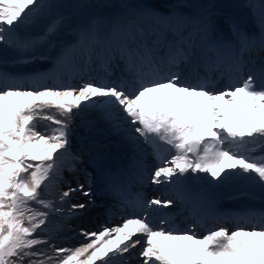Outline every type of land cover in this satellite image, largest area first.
I'll list each match as a JSON object with an SVG mask.
<instances>
[{
	"label": "snow or ice",
	"instance_id": "6c2138e0",
	"mask_svg": "<svg viewBox=\"0 0 264 264\" xmlns=\"http://www.w3.org/2000/svg\"><path fill=\"white\" fill-rule=\"evenodd\" d=\"M62 7L84 19L73 25L69 15H53ZM91 7L88 0L72 5L0 0V44L15 49L19 63L50 58L42 49L55 48V37L66 27L75 39L60 45L57 60H71L74 68L95 62L104 72L103 77L81 76L78 84H42L49 77L39 69L9 73L0 67V264H131L138 245L141 264H264V214L251 230L219 226L201 235L195 224L177 229L161 218L159 226L153 225L147 212L153 206L158 210L186 203L189 174L206 173L221 182L239 177L264 189V67L248 68L244 58L257 47L264 49V0L259 6L261 34L251 35L232 21L231 39L218 38L219 28L209 17L180 12L179 5H127L130 25L103 31L104 18L91 15ZM46 17L51 19L43 30L21 35L23 27ZM147 36L157 46L163 39L164 55L147 43ZM225 49L231 57L229 83L217 87L212 74L221 72ZM116 60L123 61L127 75L114 81L109 77ZM9 98L15 99L14 106L7 104ZM231 106H238L241 115ZM39 119L50 122L43 133ZM77 120L87 133L94 134L103 122L150 148L155 163L149 168L143 157L136 161L137 182L171 185L174 198L147 199L127 185L113 186L122 203L145 215L125 217L121 225L99 232L82 229L90 242L69 249L54 245L44 228L50 214L63 213L66 198L77 191L89 199L71 204L70 217L94 203L92 174L86 170L85 183L69 184L58 193L60 205L47 198L50 189L59 187L65 157L71 161L69 171L84 163L83 153L71 150ZM193 214L199 216L200 210L194 207ZM137 233L141 237L134 239Z\"/></svg>",
	"mask_w": 264,
	"mask_h": 264
},
{
	"label": "bare ground",
	"instance_id": "6f19581e",
	"mask_svg": "<svg viewBox=\"0 0 264 264\" xmlns=\"http://www.w3.org/2000/svg\"><path fill=\"white\" fill-rule=\"evenodd\" d=\"M71 1L72 0H53V3L60 4V5H70ZM73 1L75 3L77 2V0H73ZM90 1H92V2H90L92 7L89 9V12L94 13L95 15H98V16H103V17H105V19L110 18L112 16V13H115V6L118 3V0H90ZM143 1L160 3V4H163L166 8L170 7V6H168V4H166L168 2L165 0H143ZM235 2H237V5H235ZM260 3H261V0H233L232 4L226 5L225 7L229 12L234 13V15H235L234 22H236L238 25L242 24L243 25L242 28L246 32H248L251 35L258 37L261 34V26L259 24V6H260ZM213 4L214 5L216 4V8H215V11L211 10L208 13L210 15V19L216 23L219 30H220V28H223V27H225V28L229 27V30H231L230 25L228 23V20L230 19V17L226 16L224 13H222V10H221L222 5H220L218 2H213ZM178 9H181L185 13H192L193 15H195L199 19V15H198L199 10H193L191 8L184 7V6H181ZM201 10L203 11L204 8H201L200 11ZM70 12H71V8L62 7V8H57L53 12V15H55L57 13H64L66 15H69ZM127 12L130 13V10ZM49 19H51V17H46L44 20L40 21L38 24H36L34 26L23 27L20 30L21 35H31V34L38 33L39 31L43 30L45 23ZM77 20L78 19L76 18V23H77ZM24 32H26V34ZM74 38H75V36L72 34L70 28H66V27L61 28L60 32L55 37V41H56L57 46L55 48H49V47L45 46V48L42 49V51H44L48 57L58 55L57 53L60 52V45L64 44V43L72 42V41H74ZM150 39L154 40L152 37ZM258 49H259V47L253 49L250 53L251 54L255 53ZM0 55L6 59V64L11 65V68H13V70L15 72L21 70V69L15 68L13 65L14 63H18V53L15 51V49L8 47L7 45L0 44ZM11 55H14L15 57L13 58V57H11ZM35 62H39L41 64L44 63V62H41V60H35L31 63H27L26 65L29 67H32ZM252 64H254V68H257V69L261 68V67H264V60L259 62L258 64H255V61H253L249 65H252ZM82 77L84 79L89 78V76L87 74H83ZM26 99H28V98H26ZM238 99H239V97H237V100ZM220 103L223 104V101H220ZM7 104L9 105V107H11L13 105V98H9V100L7 101ZM231 108H232V111L234 114H235V111H237L238 116L241 115V113L239 112L238 106H231ZM55 111H56L55 108L51 109V112H55ZM262 111H264V110H262ZM78 121L79 120H77L75 122L74 131H73V134L71 137V141H72L71 150L73 152H82L83 153V159H84L83 164L87 168L91 169V174H92L91 178L94 179L93 184L97 185V180H96L97 173L94 170L95 167L93 165V161H94V158L100 156V150H95V148L92 146L89 148V145L86 141H88L90 139L92 142H94L93 139H98L100 137H104L105 135H107V137H113V136L117 135V138H112L113 140L110 141L111 144L115 143L120 148L119 153L118 154H117V152L115 153V158H117L118 155H121L122 153L126 152V149H124L122 147L121 142L119 140V138H124V135L114 133L111 130V128L108 125L104 124L103 122H100L96 127V129H98L100 132L95 130L94 134L93 133H87V132H85V130L83 128L78 127V125H79ZM37 123L39 126V130L42 133L45 132L46 130H48L47 125L50 123L49 121L44 120V119H39ZM130 127L131 126H129V129H130ZM84 138H87V140L85 141ZM131 145H132V143H131ZM144 155H147V159H148L147 164L152 166L155 162L152 161L153 158L151 160V156H152L151 155V149L146 147ZM128 156L132 159L135 157V156L133 157L130 153ZM63 162H65L67 166H70V164H71V161L67 157L64 158ZM79 166H80V164L77 165V167H79ZM65 168H66V166L62 165V169H65ZM193 175L195 176V178H192ZM103 177L107 178L108 175L104 174ZM189 177L192 178L194 181H196V183L208 185L209 190H224V192L227 194V201L225 203V206H226V209L230 212H236L239 209H246L250 212H252V210H255V209H264V189L259 187L257 184H253L249 181L240 179L239 177H233L227 181L221 182L219 180H214L213 178H211L206 173L189 174ZM199 178H202L203 179L202 181L204 183L199 182V180H198ZM186 186H187V184L185 185V187ZM171 212H172L171 215L177 216L181 213H184L185 211L184 210L177 211L176 209H173V210H171ZM158 214L161 215L162 213H160L158 211ZM251 227H245V228L247 230H251ZM59 231H60V229L55 228V229H52V232H50L48 234H45L46 233L45 232L44 234L46 236H49L52 238L51 242L54 245L66 247L69 249L79 247L82 243L90 242V240H88V241L80 240V238H79L80 235H78L76 232H71V231H68L67 233L62 235V236L67 237L64 240V238H61L62 236L60 235L61 233ZM58 233H60V234H58ZM114 235L115 234H113L112 236L106 237L104 239H113ZM69 237L74 238V239L70 240ZM137 237L140 238L141 234L137 233L136 236L134 237V239ZM102 242L103 241H101V243ZM97 246H99V245H97ZM137 247L138 248H135V250H137V253H138L140 246L138 245ZM135 250L132 249V252H134ZM96 264H101V261H97ZM131 264H141L139 256L137 257L136 260H133L131 262Z\"/></svg>",
	"mask_w": 264,
	"mask_h": 264
},
{
	"label": "rangeland",
	"instance_id": "374dc122",
	"mask_svg": "<svg viewBox=\"0 0 264 264\" xmlns=\"http://www.w3.org/2000/svg\"><path fill=\"white\" fill-rule=\"evenodd\" d=\"M167 1L169 4H175V3H181V4H185L188 5L189 7L192 8H200V6L205 5V7L207 9H215L216 6L213 4L214 1L218 2L220 5H222V12L225 13V15H229L230 17H232L235 20V15L233 13H230L227 11L226 9V5L232 4L233 0H188V1H184V0H165ZM74 2V1H73ZM88 2H92L90 0H88ZM75 3V2H74ZM73 3V4H74ZM146 3V1L143 0H118L117 5L115 6L116 11H127L129 10L126 6L127 5H141ZM72 4V1L70 3V5ZM235 5H237V2H235ZM69 16L71 17V23L74 24V20H75V15L72 13V9L71 12L69 13ZM233 20V21H234Z\"/></svg>",
	"mask_w": 264,
	"mask_h": 264
}]
</instances>
